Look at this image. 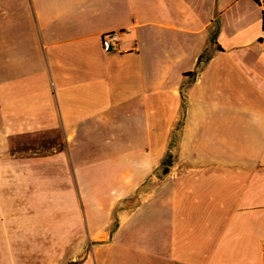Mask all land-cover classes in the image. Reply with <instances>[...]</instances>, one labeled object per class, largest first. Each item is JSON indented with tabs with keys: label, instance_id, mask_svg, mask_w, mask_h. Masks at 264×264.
I'll return each mask as SVG.
<instances>
[{
	"label": "crops",
	"instance_id": "1",
	"mask_svg": "<svg viewBox=\"0 0 264 264\" xmlns=\"http://www.w3.org/2000/svg\"><path fill=\"white\" fill-rule=\"evenodd\" d=\"M0 264H264V7L0 0Z\"/></svg>",
	"mask_w": 264,
	"mask_h": 264
},
{
	"label": "rangeland",
	"instance_id": "2",
	"mask_svg": "<svg viewBox=\"0 0 264 264\" xmlns=\"http://www.w3.org/2000/svg\"><path fill=\"white\" fill-rule=\"evenodd\" d=\"M65 148V144H28V146L24 147L25 151H30L29 155H45L54 153L55 151L65 150ZM142 188L144 192H146L150 188V182H146ZM140 199L141 198H139L138 196H132L128 199L123 200L122 202H120V204L125 206H134L140 202ZM91 250L92 246L89 244L88 246H86V249L80 250V253L83 254L85 252L86 255H88V253H91Z\"/></svg>",
	"mask_w": 264,
	"mask_h": 264
},
{
	"label": "built area",
	"instance_id": "3",
	"mask_svg": "<svg viewBox=\"0 0 264 264\" xmlns=\"http://www.w3.org/2000/svg\"><path fill=\"white\" fill-rule=\"evenodd\" d=\"M260 5L261 7H264V0H254ZM118 33L112 32L105 34L101 38V45L105 52H113L116 51L118 48Z\"/></svg>",
	"mask_w": 264,
	"mask_h": 264
},
{
	"label": "trees",
	"instance_id": "4",
	"mask_svg": "<svg viewBox=\"0 0 264 264\" xmlns=\"http://www.w3.org/2000/svg\"><path fill=\"white\" fill-rule=\"evenodd\" d=\"M171 166H172L171 157L168 156V157L164 158V160L162 161V163L160 165V170L162 171L163 174H167L168 173V169Z\"/></svg>",
	"mask_w": 264,
	"mask_h": 264
}]
</instances>
